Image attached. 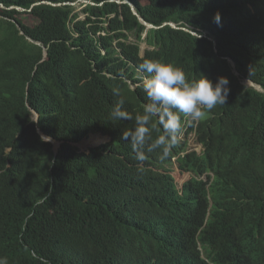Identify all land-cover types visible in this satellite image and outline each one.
I'll list each match as a JSON object with an SVG mask.
<instances>
[{"label":"trees","instance_id":"trees-1","mask_svg":"<svg viewBox=\"0 0 264 264\" xmlns=\"http://www.w3.org/2000/svg\"><path fill=\"white\" fill-rule=\"evenodd\" d=\"M75 2L0 0V256L264 264V0H90L85 19ZM144 59L226 77L229 93L197 123L181 115L177 145L163 159L145 150L140 171L121 140L134 119L109 113L121 98L142 111ZM175 165L191 174L181 188Z\"/></svg>","mask_w":264,"mask_h":264},{"label":"clouds","instance_id":"clouds-1","mask_svg":"<svg viewBox=\"0 0 264 264\" xmlns=\"http://www.w3.org/2000/svg\"><path fill=\"white\" fill-rule=\"evenodd\" d=\"M213 22L220 25L219 12L214 15ZM138 70L144 74L140 87L147 103L133 117L122 110L125 101L121 98L109 113V120L134 119L133 129L123 131L121 140L130 143L138 170L143 171V163L147 159L145 150H158L163 159L177 145L183 131L181 115L197 123L218 105L226 104L229 81L226 77H218L215 83L205 76L189 79L174 64L153 59H144ZM112 92L119 97L121 90L114 87ZM153 131L158 135L153 137ZM0 264H9L7 257L0 256Z\"/></svg>","mask_w":264,"mask_h":264},{"label":"rangeland","instance_id":"rangeland-1","mask_svg":"<svg viewBox=\"0 0 264 264\" xmlns=\"http://www.w3.org/2000/svg\"><path fill=\"white\" fill-rule=\"evenodd\" d=\"M90 3V0H76V2L73 4L76 8V12L80 14L81 19H85L86 14L83 12V9L85 8V4ZM25 24H33L35 21L32 16L24 14L21 18ZM147 48V45L145 43H141V51L142 54H144L145 49ZM181 138H184V135L181 136ZM99 140V139H97ZM106 139H100L98 143L93 144L90 142H86V140L81 141L79 144H77V147L81 151H87L90 147L98 146L102 143H105ZM188 141V151H196L197 153H201L203 150V147L201 144L198 143L197 138L195 134H190L187 138ZM173 171V176L176 179V182L178 183L179 188H181L182 184H184L186 181H188L191 178L190 173L180 174L178 169L176 168Z\"/></svg>","mask_w":264,"mask_h":264},{"label":"water","instance_id":"water-1","mask_svg":"<svg viewBox=\"0 0 264 264\" xmlns=\"http://www.w3.org/2000/svg\"><path fill=\"white\" fill-rule=\"evenodd\" d=\"M132 6V8H133V10H134V12H135V7H134V5H131ZM136 13V12H135ZM141 21L143 22V23H145L148 27H151V25H149V24H147L146 22H144L142 19H141ZM143 55V54H142ZM250 84V83H249ZM260 90H261V88H259ZM35 119L37 120L38 119V114H35ZM44 138H45V136H44Z\"/></svg>","mask_w":264,"mask_h":264}]
</instances>
